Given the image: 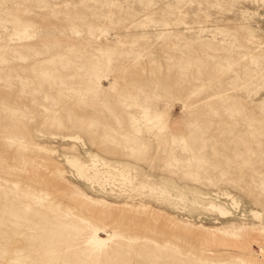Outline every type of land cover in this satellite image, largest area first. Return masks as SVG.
Segmentation results:
<instances>
[{
    "label": "rangeland",
    "instance_id": "1",
    "mask_svg": "<svg viewBox=\"0 0 264 264\" xmlns=\"http://www.w3.org/2000/svg\"><path fill=\"white\" fill-rule=\"evenodd\" d=\"M83 219L117 264H264V0H0V264H74Z\"/></svg>",
    "mask_w": 264,
    "mask_h": 264
},
{
    "label": "bare ground",
    "instance_id": "2",
    "mask_svg": "<svg viewBox=\"0 0 264 264\" xmlns=\"http://www.w3.org/2000/svg\"><path fill=\"white\" fill-rule=\"evenodd\" d=\"M98 85L104 86V80L99 78ZM67 163L71 165L78 175L82 178L109 185L114 188L125 187V190L137 192L139 189H147L150 192H161L162 194L169 191L168 187L161 183L147 182L133 174V171L124 166L116 165L110 161L93 159L87 163L79 157H68ZM122 180V182H121ZM130 187V190L126 187ZM111 187V191L114 188ZM135 197H130L133 200ZM220 211L224 208L219 205H213ZM84 220V219H83ZM81 233H76L82 238L83 245L80 246L79 252L76 250L71 258L74 264H117L112 258V254H120L126 250L125 235L116 229H107L102 219H86ZM130 239L135 237H129ZM67 248H71L70 246ZM49 251H58L57 248H48Z\"/></svg>",
    "mask_w": 264,
    "mask_h": 264
}]
</instances>
